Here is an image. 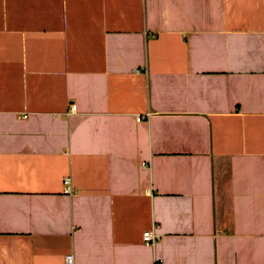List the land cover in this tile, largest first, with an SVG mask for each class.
<instances>
[{"label":"crops","instance_id":"crops-1","mask_svg":"<svg viewBox=\"0 0 264 264\" xmlns=\"http://www.w3.org/2000/svg\"><path fill=\"white\" fill-rule=\"evenodd\" d=\"M67 254L264 264V0H0V264Z\"/></svg>","mask_w":264,"mask_h":264},{"label":"built area","instance_id":"built-area-1","mask_svg":"<svg viewBox=\"0 0 264 264\" xmlns=\"http://www.w3.org/2000/svg\"><path fill=\"white\" fill-rule=\"evenodd\" d=\"M75 110H76L75 106H72L70 108L71 112L75 111ZM22 118L26 119L27 116H23ZM141 121H142V118L138 117L137 122H141ZM64 193L69 194V195H72V193H73L70 189L69 179L64 180ZM157 239H158V237L154 234L153 229L147 230V231L143 232V234H142V242L146 247L153 248ZM64 264H73V256L71 254L65 255ZM152 264H162V262L159 259H154Z\"/></svg>","mask_w":264,"mask_h":264}]
</instances>
